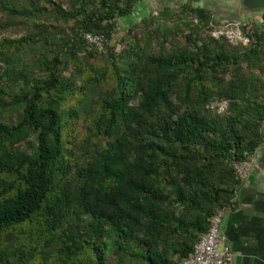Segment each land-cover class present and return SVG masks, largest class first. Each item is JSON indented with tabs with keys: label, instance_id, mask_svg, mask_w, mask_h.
Masks as SVG:
<instances>
[{
	"label": "trees",
	"instance_id": "obj_1",
	"mask_svg": "<svg viewBox=\"0 0 264 264\" xmlns=\"http://www.w3.org/2000/svg\"><path fill=\"white\" fill-rule=\"evenodd\" d=\"M138 2L0 0V264H180L235 206L232 164L264 143V14L247 48L185 5L117 49Z\"/></svg>",
	"mask_w": 264,
	"mask_h": 264
},
{
	"label": "crops",
	"instance_id": "obj_2",
	"mask_svg": "<svg viewBox=\"0 0 264 264\" xmlns=\"http://www.w3.org/2000/svg\"><path fill=\"white\" fill-rule=\"evenodd\" d=\"M249 13L261 21L264 9ZM222 230L235 264H264V143L251 159L248 178L238 187L235 206L224 211Z\"/></svg>",
	"mask_w": 264,
	"mask_h": 264
},
{
	"label": "rangeland",
	"instance_id": "obj_3",
	"mask_svg": "<svg viewBox=\"0 0 264 264\" xmlns=\"http://www.w3.org/2000/svg\"><path fill=\"white\" fill-rule=\"evenodd\" d=\"M243 0H139L134 13L128 17H123L118 19L117 31L111 41V45L116 46L117 49L121 48V42L124 36L127 35L128 29L131 26H137L132 33L141 34V29L143 25V18L147 17L148 23L152 27L159 26H173L174 20L178 17L185 5L191 6H203L209 9L214 16L217 25L223 24L225 22H231L232 25L235 23L241 24H254L260 25L261 21L256 17H251L250 11L260 12L264 8L260 9H246ZM210 7V8H208ZM168 9L170 16L166 17L161 13ZM191 18V16H186ZM194 22H197L196 18H193ZM39 22V21H38ZM180 23V22H179ZM34 26L24 27L16 33H6V35H24L30 32ZM103 57V56H102ZM102 62L105 59L100 58ZM217 103L215 102L214 105ZM222 109V107H221ZM251 161V160H250ZM222 247V244L220 245Z\"/></svg>",
	"mask_w": 264,
	"mask_h": 264
},
{
	"label": "built area",
	"instance_id": "obj_4",
	"mask_svg": "<svg viewBox=\"0 0 264 264\" xmlns=\"http://www.w3.org/2000/svg\"><path fill=\"white\" fill-rule=\"evenodd\" d=\"M251 30L252 28L249 25L235 23L234 25H226L214 30L212 35L215 38H223L232 46L247 48L252 43ZM85 38L89 48L103 49L102 35L87 33ZM232 165L236 179L241 183L244 182L249 176L251 161H235ZM223 221L224 211L215 214L211 219L208 230L200 236L193 251L180 264H235L233 252L226 242V236L222 231ZM221 244L222 247H220Z\"/></svg>",
	"mask_w": 264,
	"mask_h": 264
},
{
	"label": "water",
	"instance_id": "obj_5",
	"mask_svg": "<svg viewBox=\"0 0 264 264\" xmlns=\"http://www.w3.org/2000/svg\"><path fill=\"white\" fill-rule=\"evenodd\" d=\"M242 3L250 10L264 8V0H243Z\"/></svg>",
	"mask_w": 264,
	"mask_h": 264
},
{
	"label": "flooded vegetation",
	"instance_id": "obj_6",
	"mask_svg": "<svg viewBox=\"0 0 264 264\" xmlns=\"http://www.w3.org/2000/svg\"><path fill=\"white\" fill-rule=\"evenodd\" d=\"M223 231V230H222ZM223 233L225 234V236H226V241H228V236H227V234H226V232L225 231H223Z\"/></svg>",
	"mask_w": 264,
	"mask_h": 264
}]
</instances>
